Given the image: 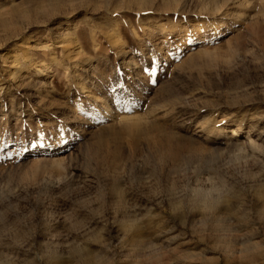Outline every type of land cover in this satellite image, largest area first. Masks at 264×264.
Returning a JSON list of instances; mask_svg holds the SVG:
<instances>
[{
    "label": "rangeland",
    "instance_id": "obj_1",
    "mask_svg": "<svg viewBox=\"0 0 264 264\" xmlns=\"http://www.w3.org/2000/svg\"><path fill=\"white\" fill-rule=\"evenodd\" d=\"M0 264H264V0H0Z\"/></svg>",
    "mask_w": 264,
    "mask_h": 264
},
{
    "label": "bare ground",
    "instance_id": "obj_2",
    "mask_svg": "<svg viewBox=\"0 0 264 264\" xmlns=\"http://www.w3.org/2000/svg\"><path fill=\"white\" fill-rule=\"evenodd\" d=\"M63 39V38H62ZM61 43H65L66 45H63V46H68V45H70L71 44V39L70 38H68V37H66V38H64V40L61 42ZM67 43H69V44H67ZM116 45V44H115ZM78 48V47H77ZM76 49V48H75ZM79 51H80V49H78ZM73 51V50H72ZM72 51H71V53H72ZM78 52V51H77ZM75 53V52H74ZM78 54V53H77ZM80 54V53H79ZM72 57V56H71ZM70 59V58H69ZM32 64V63H31ZM36 64V63H35ZM19 67V65H16L15 66V68H18ZM40 68V67H39ZM39 68H37V71H39V72H42V70H40ZM30 70V69H29ZM32 70V69H31ZM16 71V70H15ZM14 71V72H15ZM27 71V70H26ZM25 72V71H24ZM29 71H27V73H28ZM38 72V73H39ZM47 72V71H46ZM36 73V72H35ZM18 74V73H17ZM47 74V73H46ZM18 76V75H17ZM17 76H16V78H17ZM43 76V75H42ZM22 78V77H21ZM109 107V106H108ZM106 109V108H105ZM110 109V108H109ZM108 109V110H109ZM106 111H107V109H106ZM131 118V117H130ZM121 120V124L122 123H124V125H125V127L130 131V132H135V131H137V132H141V130H142V127H141V123H142V121L140 120V119H137V120H135V119H128V118H123V119H120ZM253 142V141H252ZM230 230V229H229Z\"/></svg>",
    "mask_w": 264,
    "mask_h": 264
}]
</instances>
